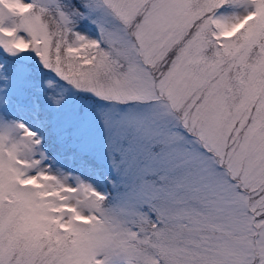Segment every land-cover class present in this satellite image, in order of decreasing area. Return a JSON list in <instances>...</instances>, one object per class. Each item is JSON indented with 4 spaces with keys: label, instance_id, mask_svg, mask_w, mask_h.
<instances>
[{
    "label": "snow or ice",
    "instance_id": "1",
    "mask_svg": "<svg viewBox=\"0 0 264 264\" xmlns=\"http://www.w3.org/2000/svg\"><path fill=\"white\" fill-rule=\"evenodd\" d=\"M19 3L30 6L28 19L0 25V264H166L158 243L174 247L179 264H264V211L239 219L228 203L238 185L223 157L188 130L192 110L184 108L192 97L177 109L186 61L214 45L204 75H212L209 88L222 83L228 69L221 45L236 37L221 33L252 13L244 27L258 29L264 0ZM23 53L57 78L43 81L44 102ZM262 53L264 39L252 44L249 58ZM59 81L87 103L69 106ZM16 111L31 112L39 128L7 119ZM232 147L226 144L229 161ZM20 152L31 153L41 170L23 171L30 161ZM57 154L79 159L101 178L102 190L59 167ZM13 155L19 168L4 164ZM53 169L79 184L46 198L19 183L54 180ZM81 190L92 201L86 208L66 195ZM30 224L39 227L26 231ZM73 241L78 248L69 253Z\"/></svg>",
    "mask_w": 264,
    "mask_h": 264
},
{
    "label": "rangeland",
    "instance_id": "2",
    "mask_svg": "<svg viewBox=\"0 0 264 264\" xmlns=\"http://www.w3.org/2000/svg\"><path fill=\"white\" fill-rule=\"evenodd\" d=\"M29 7V5L20 4L19 0H0V25L8 28L25 22L28 18L24 17L23 13L27 12ZM255 16L257 13L245 16L244 20L236 24L230 31L221 33L225 39L236 37L227 45H221L224 53L222 63L226 64L227 69L231 72L229 76L228 70L225 71L222 83L209 88L212 75H204L203 65L206 57L215 54L214 45L211 52L205 53L204 49H201L195 58H189L185 63V71L177 80V83H182L183 89L186 90L184 98L177 105V109L184 107V101L192 97L187 107L184 108L185 113L192 110V115L188 117V130L194 132V136L201 142H206L211 148L217 149L216 155L223 157L222 162L226 168H229V175L235 178L239 190H232L228 193L231 196L228 203L241 213L239 219L250 215L256 209L264 211V53L260 57L252 55L249 58L252 44L264 39V22L260 23L258 29L255 24L249 25L248 28L244 27ZM34 22L39 24L38 19ZM241 28H244V32L237 36ZM20 60L31 68V87L39 97L40 102H44L45 85L43 81L46 79L56 81L57 78L49 70L44 69L32 53L21 54ZM59 83L63 84L69 106L87 103L81 99L85 94L78 92L63 81H59ZM53 86L55 87V84ZM201 96H203V100L193 109V105L196 104L197 100H200ZM7 119L25 122L34 131L39 128V122L29 111L10 112ZM229 136L232 137L231 140ZM226 144L233 145L228 150L229 155L232 156L231 161L227 156H224ZM52 151L56 152L55 149ZM17 154L20 159L30 161L29 165L23 168V171L27 172L30 168H34L36 171L41 170L36 165L31 153L20 152ZM4 164L20 167L16 155L10 158L5 157ZM57 165L79 175L81 178L93 181L94 186L98 190H102L101 178L99 176L93 177L91 170L85 168L79 159L57 154ZM52 173L56 179L41 178V184L46 186L43 189H41V184L37 183L35 176L20 180L19 183L32 185V188L26 189V191L39 190V195L46 198H52L58 188L63 192L65 184H79L77 177H69L59 169H53ZM66 195L80 203L84 208L92 202L89 196H82V190ZM83 219L87 223V218ZM38 227V225L30 224L25 230ZM65 247L69 253H74L78 244L73 241ZM157 247L160 249L166 264H179L174 247L161 246L160 243L157 244Z\"/></svg>",
    "mask_w": 264,
    "mask_h": 264
},
{
    "label": "trees",
    "instance_id": "3",
    "mask_svg": "<svg viewBox=\"0 0 264 264\" xmlns=\"http://www.w3.org/2000/svg\"><path fill=\"white\" fill-rule=\"evenodd\" d=\"M49 147L51 148V150H54L55 148L51 146V143L49 144Z\"/></svg>",
    "mask_w": 264,
    "mask_h": 264
}]
</instances>
